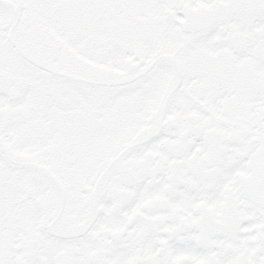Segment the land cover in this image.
Instances as JSON below:
<instances>
[{
    "label": "snow or ice",
    "instance_id": "6c2138e0",
    "mask_svg": "<svg viewBox=\"0 0 264 264\" xmlns=\"http://www.w3.org/2000/svg\"><path fill=\"white\" fill-rule=\"evenodd\" d=\"M0 264H264V0H0Z\"/></svg>",
    "mask_w": 264,
    "mask_h": 264
}]
</instances>
